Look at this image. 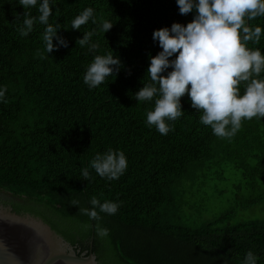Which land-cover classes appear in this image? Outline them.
<instances>
[{
    "label": "trees",
    "instance_id": "obj_1",
    "mask_svg": "<svg viewBox=\"0 0 264 264\" xmlns=\"http://www.w3.org/2000/svg\"><path fill=\"white\" fill-rule=\"evenodd\" d=\"M86 7L93 8L95 23L71 29ZM25 11L38 14L35 7L0 0V86L6 89L0 101V190L29 200L12 202L16 210L42 217L82 252L91 251L93 242L100 264H241L248 250L264 264V119L242 120L234 136L217 137L200 123L185 94L183 115L161 135L145 123L153 103L133 98L142 83H150L149 55L160 51L153 30L186 24L192 14L181 15L175 0H56L49 21L60 23L58 34L68 46L48 56L43 25L27 36L17 32ZM105 20L112 27L103 33ZM251 23L264 28V17ZM85 32H92L93 51L76 45ZM243 43L264 52V35ZM109 52L120 69L90 90L82 79L85 68L94 55ZM108 149L123 151L127 169L109 181L89 168L85 180L82 170ZM228 162L242 171L249 197L244 203L233 191L237 207L212 217L186 200L185 185L197 183L198 202L206 203L210 181L225 179ZM92 197L119 202L117 213L90 221L69 203L90 207ZM248 211L256 219L232 221ZM97 224L108 229L106 236L97 234Z\"/></svg>",
    "mask_w": 264,
    "mask_h": 264
},
{
    "label": "clouds",
    "instance_id": "obj_2",
    "mask_svg": "<svg viewBox=\"0 0 264 264\" xmlns=\"http://www.w3.org/2000/svg\"><path fill=\"white\" fill-rule=\"evenodd\" d=\"M16 3L24 10L35 7L38 13L30 16L24 12V19L17 26L20 36H27L39 24L43 25L41 38L47 55L68 46V41L58 34L60 23L49 21L56 0H16ZM175 3L181 15L191 13L192 19L186 24L173 22L170 27L152 32V40L160 51L148 57L146 73L150 83H142L133 93L136 102L153 103L145 123L166 135L171 122L184 113L181 97L185 94L190 107L200 114V123L209 126L217 137L234 136L242 120L264 119V52L243 43H257L264 35V28L251 23L264 17V0H175ZM93 12L91 7L80 11L71 20V29L80 30L90 20L95 23ZM111 27L107 20L100 24L103 33ZM91 35L92 32L83 33L76 45L95 50L97 45L90 42ZM120 66L121 61L112 52L94 55L85 68L83 83L94 89L115 75ZM5 91L0 86V101ZM127 167L123 151L108 149L96 153L81 174L88 180L90 168L100 178L112 181ZM69 203L78 206V211L90 221H99L101 213L114 215L120 206L117 201L101 202L95 197L90 199V207L81 208L76 200ZM96 231L99 236L108 234V229L99 224ZM257 260L254 252L248 250L241 264H257Z\"/></svg>",
    "mask_w": 264,
    "mask_h": 264
},
{
    "label": "water",
    "instance_id": "obj_3",
    "mask_svg": "<svg viewBox=\"0 0 264 264\" xmlns=\"http://www.w3.org/2000/svg\"><path fill=\"white\" fill-rule=\"evenodd\" d=\"M80 252L44 219L0 205V264H100Z\"/></svg>",
    "mask_w": 264,
    "mask_h": 264
},
{
    "label": "rangeland",
    "instance_id": "obj_4",
    "mask_svg": "<svg viewBox=\"0 0 264 264\" xmlns=\"http://www.w3.org/2000/svg\"><path fill=\"white\" fill-rule=\"evenodd\" d=\"M254 165V160H252ZM214 169H217L214 168ZM213 169V171H215ZM224 171H225V179L221 180L219 178L214 177L209 184V187L207 188V201L206 203L198 202V185L197 183H187L185 185V198L187 201L195 204V205H202L204 206L208 213L214 217L215 215H221L223 213H229L231 210V207H237L236 202L233 198V191L238 193V196L242 202L247 203V199L249 197L248 193L244 190L246 189L243 187V184L245 182V179L243 178L242 171L235 170L232 162H228L224 165ZM242 186V187H240ZM240 187V188H239ZM224 191V192H222ZM4 195L11 196L12 194H9L6 191L0 190ZM255 197V195H253ZM260 209L264 210V203L260 207ZM241 208H238V211H240ZM193 214L194 212H189V214ZM238 213L237 216H234L232 219L233 222L238 221H248L251 218H255L258 216L256 212L248 211L247 213ZM256 219V218H255ZM184 223L189 224L193 227H198V222H189L188 220H184Z\"/></svg>",
    "mask_w": 264,
    "mask_h": 264
},
{
    "label": "flooded vegetation",
    "instance_id": "obj_5",
    "mask_svg": "<svg viewBox=\"0 0 264 264\" xmlns=\"http://www.w3.org/2000/svg\"><path fill=\"white\" fill-rule=\"evenodd\" d=\"M9 194H11V193H9ZM12 202H16V203L19 202V203L24 205L25 203L27 204L29 202V200L26 198H19V197L14 196V195H11V196L8 195L7 196V195H4L2 192H0V205L11 207L14 211H16V213L17 212L23 213V214L29 213L31 215L37 216L36 214L31 213L29 211H24V210L18 211V210H16V208ZM37 217H40V216H37ZM40 218H42V217H40ZM76 247L80 250V252H82L78 246H76ZM84 252H86V251H84Z\"/></svg>",
    "mask_w": 264,
    "mask_h": 264
}]
</instances>
